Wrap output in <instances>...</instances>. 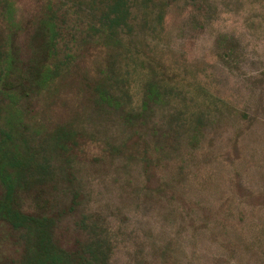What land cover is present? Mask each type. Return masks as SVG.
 I'll return each instance as SVG.
<instances>
[{"label":"rangeland","instance_id":"rangeland-1","mask_svg":"<svg viewBox=\"0 0 264 264\" xmlns=\"http://www.w3.org/2000/svg\"><path fill=\"white\" fill-rule=\"evenodd\" d=\"M128 7L107 39L103 0H0V172L17 207L46 219L64 264H264V0ZM33 237L0 217V264H29Z\"/></svg>","mask_w":264,"mask_h":264},{"label":"trees","instance_id":"trees-1","mask_svg":"<svg viewBox=\"0 0 264 264\" xmlns=\"http://www.w3.org/2000/svg\"><path fill=\"white\" fill-rule=\"evenodd\" d=\"M103 3H105V38H117L119 34L116 32L123 27L126 15L129 13L128 0H103ZM39 36L43 41L42 49L47 59L51 56L55 36V27L50 17L42 19ZM37 71L43 76L41 82H44L45 76L49 72L48 65H40ZM163 76L148 84L143 92L140 115L148 109V106L152 108L163 102L165 98L163 89L165 80ZM172 80L174 79L172 78ZM101 98L102 100L105 99L106 106L117 107L119 104H117L116 98L112 97L106 90L105 97L104 94H101ZM59 131L60 137L67 136L64 130ZM8 152L0 147L1 155ZM0 163L2 164L3 161L1 160ZM0 181L5 188L3 195L0 197V217L12 227L26 229L34 235L29 264H64V258L50 248L46 219L26 214L17 207L14 201V186L8 173L2 174L0 172Z\"/></svg>","mask_w":264,"mask_h":264}]
</instances>
